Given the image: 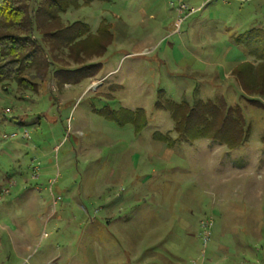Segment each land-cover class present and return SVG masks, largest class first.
Masks as SVG:
<instances>
[{"label": "rangeland", "instance_id": "374dc122", "mask_svg": "<svg viewBox=\"0 0 264 264\" xmlns=\"http://www.w3.org/2000/svg\"><path fill=\"white\" fill-rule=\"evenodd\" d=\"M183 2L201 8L179 33L177 0L69 11L63 22L90 35L110 25L106 50L78 62L63 50L58 63L44 45L71 83L34 71L37 92L0 85V264H264V104L231 71L254 63L237 38L264 30V0ZM93 64L95 78L79 71ZM221 97L251 124L243 146L153 138L173 129L158 102ZM122 109L144 110L147 125L109 118Z\"/></svg>", "mask_w": 264, "mask_h": 264}, {"label": "trees", "instance_id": "16d2710c", "mask_svg": "<svg viewBox=\"0 0 264 264\" xmlns=\"http://www.w3.org/2000/svg\"><path fill=\"white\" fill-rule=\"evenodd\" d=\"M95 2L111 3L112 0H0V85L6 88L10 83L24 91L37 92L38 83L29 77L31 72L45 80L49 75L58 84L71 83V70H55L51 61L43 59V46L50 47L55 62L61 63L59 52L68 51L76 62L83 53L106 50L112 41L110 25L101 21L96 33L91 34L87 23L75 21L65 24L62 15L89 6ZM38 34V36L36 35ZM243 44L247 55L254 60L243 62L232 71L240 82L242 91L252 105L262 106L264 99V30L252 29L237 38ZM101 65L80 67L87 71V78H95ZM74 72V71H73ZM80 72V73H81ZM262 99V100H261ZM158 109L170 113L173 122L171 132H156L153 138L172 146L176 142L214 140L230 150L238 149L249 139L252 128L239 105L229 104L223 97L215 100H197L192 104L166 100L156 104ZM257 106V105H256ZM120 125L131 124L136 130L147 125L148 119L142 109L120 110V116H109ZM264 143V137H262Z\"/></svg>", "mask_w": 264, "mask_h": 264}, {"label": "built area", "instance_id": "2783aa9c", "mask_svg": "<svg viewBox=\"0 0 264 264\" xmlns=\"http://www.w3.org/2000/svg\"><path fill=\"white\" fill-rule=\"evenodd\" d=\"M178 5L176 7V11L178 13V20L176 22V29L174 30L176 33H179V29L181 24L194 12H196V9H190L189 6L183 2V0H177ZM16 137V134H12L11 136H5L7 139H13Z\"/></svg>", "mask_w": 264, "mask_h": 264}, {"label": "crops", "instance_id": "0c3cea01", "mask_svg": "<svg viewBox=\"0 0 264 264\" xmlns=\"http://www.w3.org/2000/svg\"><path fill=\"white\" fill-rule=\"evenodd\" d=\"M202 4H203V0H202ZM195 5H196V4H195ZM197 7H199V5H198ZM200 8H201V7L196 8V10H197V11H198V10L200 11ZM197 11H196V12H197ZM196 14H197V13H196ZM144 50H146V49H144ZM141 53H142V52H141ZM247 58H248V57H247L246 55H244V56H243V60L241 59L240 62L235 63L236 65L234 66V68L231 69V71H233V70L236 68V66H238L239 64H241V63H243V62H246V61H247ZM222 96H223V95H222ZM223 98H224V97H223ZM216 99H217V98H216Z\"/></svg>", "mask_w": 264, "mask_h": 264}]
</instances>
